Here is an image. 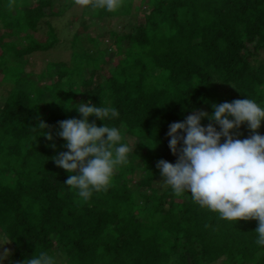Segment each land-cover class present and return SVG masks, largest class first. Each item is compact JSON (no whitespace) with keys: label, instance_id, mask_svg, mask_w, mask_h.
I'll use <instances>...</instances> for the list:
<instances>
[{"label":"trees","instance_id":"16d2710c","mask_svg":"<svg viewBox=\"0 0 264 264\" xmlns=\"http://www.w3.org/2000/svg\"><path fill=\"white\" fill-rule=\"evenodd\" d=\"M74 5L0 0L6 28L0 82L11 84L0 108V231L13 240L4 246L9 264L41 252L57 264H264V247L255 243L258 221L222 219L187 192L176 200L156 167L161 159L175 164L169 125L194 109L211 114L213 103L245 98L264 106V0H122L111 12L82 7V15L107 24L122 15L128 24L112 27L108 43L104 34H71V60L48 61L43 71L53 81L39 84L21 57L63 46L59 35L68 27L56 28L51 20ZM142 11L145 20L138 24L131 17ZM43 23L41 42L33 32ZM13 35L17 39L3 40ZM110 45L116 63H109ZM89 100L118 110L117 118L104 122L121 130L131 152L107 190L84 201L64 184L69 173L51 157L67 151L56 135L59 122L80 118L66 105ZM39 121L54 141L43 136ZM257 131L264 135V121ZM127 134L138 142L132 145ZM234 134L243 139L252 132L242 125Z\"/></svg>","mask_w":264,"mask_h":264},{"label":"clouds","instance_id":"9594fccd","mask_svg":"<svg viewBox=\"0 0 264 264\" xmlns=\"http://www.w3.org/2000/svg\"><path fill=\"white\" fill-rule=\"evenodd\" d=\"M75 4L92 9L113 11L122 0H74ZM76 104V103H75ZM80 118L60 121L56 135L67 151L52 156L57 167L69 173L64 182L87 201L94 192L107 190L119 166L128 159L131 148L123 142L120 129L104 121L119 116L113 107H100L91 100L76 104ZM211 114L193 110L183 121L169 125V149L177 156L175 164L157 162L164 183L176 195L189 193L200 207L216 212L228 221L256 220L255 243L264 247V135L257 131L264 121V106L245 98L232 102L213 103ZM90 117L103 122L97 126ZM207 119L205 126L202 121ZM49 141L55 137L46 131L48 125L38 122ZM242 125L252 132L247 138L234 134ZM42 136V135H41ZM50 147L56 148L55 143ZM13 242L7 232L0 231V264L11 256L4 246ZM23 264H57L46 252L29 256Z\"/></svg>","mask_w":264,"mask_h":264},{"label":"rangeland","instance_id":"374dc122","mask_svg":"<svg viewBox=\"0 0 264 264\" xmlns=\"http://www.w3.org/2000/svg\"><path fill=\"white\" fill-rule=\"evenodd\" d=\"M144 5L142 6V10H144L145 12L148 11L146 8H143ZM66 13L63 15V17L60 18H54L52 19V23L53 26H55L56 28H60L62 27L64 24H66V26L68 27L67 32L63 31V35H59L60 36V40L64 41L63 46H55L51 49L48 50H36L34 52H31L29 54H24L21 59L22 61L26 62L25 64V70L26 71H31L33 72V74L35 75V77H37L38 83L39 84H43V83H51L53 81L52 77L50 76V74L47 71H43L46 68V64L48 61L50 60H66V61H70L71 57H72V48L69 42V36H71V34H73L74 32H78L81 33L82 35L85 34H89V35H103L102 37H104V42L108 43L109 41H107L109 39L108 35H109V30L113 27L116 30H122L125 24H128V18L122 15H117L114 16L111 20V23L107 24V21H105V19H97L94 16L91 15H82V7L75 4L73 7H70L68 9L65 10ZM81 17L79 18L78 16ZM78 17V18H77ZM132 19H134V21H136L138 24H142L145 20V16H144V12L142 11L141 13H138L136 16L132 15L131 17ZM40 30L33 32L34 36L37 37L41 42H44V36L47 33V25L46 24H42L40 26ZM6 28L2 27L0 24V33H2V31H4ZM66 32V33H65ZM24 33H20V35H24ZM68 35V36H67ZM66 36L68 38H66ZM15 40L17 39V37L15 35H13L12 37L6 36L3 40ZM0 42H4L1 41ZM26 41H22V43H25ZM22 44H19V46H21ZM107 45V44H106ZM86 46L90 47L89 43H86ZM112 46L110 45V47L108 48L107 51V56L110 57V62L116 63L118 60V56L114 57V49H111ZM41 75V76H40ZM45 77V78H43ZM40 78H43V80H40ZM98 82V78L95 77L94 83L92 84L91 87H93L96 83ZM11 84H9L8 82H0V108L1 105L4 103V97L7 94V91H9ZM127 138L128 141L134 145L138 142V138L131 136L129 134H127ZM137 178H133L132 179V183L135 184L137 182ZM186 194V192H185ZM177 197L175 198L176 200H184L186 199L187 195L185 196L184 193L181 195H176ZM167 205V204H166ZM168 206V205H167ZM0 251H2V249H0ZM11 258L9 257L5 263L9 264V260Z\"/></svg>","mask_w":264,"mask_h":264}]
</instances>
